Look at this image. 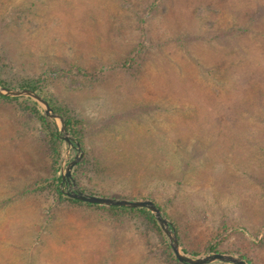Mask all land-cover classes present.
<instances>
[{"label":"rangeland","instance_id":"rangeland-1","mask_svg":"<svg viewBox=\"0 0 264 264\" xmlns=\"http://www.w3.org/2000/svg\"><path fill=\"white\" fill-rule=\"evenodd\" d=\"M0 80L81 121V192L264 264V0H0ZM31 105L0 101V264H170L144 219L57 198Z\"/></svg>","mask_w":264,"mask_h":264},{"label":"water","instance_id":"water-1","mask_svg":"<svg viewBox=\"0 0 264 264\" xmlns=\"http://www.w3.org/2000/svg\"><path fill=\"white\" fill-rule=\"evenodd\" d=\"M0 96L7 98L31 99L35 104H37L41 108V110L44 112V115L56 125L60 133L61 139L65 141L68 147L66 153L67 157L63 161L61 168V187L67 189V191H63L66 196L81 201L83 203H88L92 205H102L106 207H122L127 209H147L158 222L159 226L162 229V232L168 239V243L174 253L175 258L181 264H247L242 259L230 255L212 254L202 258H192L185 255L181 250L177 235L175 231L171 228L169 221L164 217L160 209L150 200L129 201L122 199L97 197L81 192L73 181L72 171L74 167L81 162L83 158V153L79 144L75 142L73 138L69 135L63 117L55 113L46 100H44L40 95L31 90H10L0 86ZM72 149H75L77 151V154L74 159L68 163V161L70 160V154Z\"/></svg>","mask_w":264,"mask_h":264},{"label":"trees","instance_id":"trees-1","mask_svg":"<svg viewBox=\"0 0 264 264\" xmlns=\"http://www.w3.org/2000/svg\"><path fill=\"white\" fill-rule=\"evenodd\" d=\"M0 86L6 87L5 84L1 80H0ZM24 89H29V90H31V91H33L39 95L38 88L35 86H27V87H24ZM0 101H4V102H8V103H18L21 101H24V102L26 101V102L32 104L31 107H25L24 110L30 111L31 113H33L34 115L37 116L42 128L45 131L44 133H46V135L44 137V142H46V145H48L50 150H51L55 166H58L60 164L62 157H63L64 151L67 148V144L65 143V141H63L61 139L60 133H59L56 125L49 118H47L44 115V112L40 109V107L37 104H35L31 99H28V98H7V97L0 96ZM53 110L55 113H57L61 117H63L69 135L73 138V140L75 142H77L79 144V146L83 150H85V148H84V133H83V127H82L81 121H79L78 119H76L74 117L65 115V114L57 111L54 108H53ZM85 162H86V159L83 157L81 162L74 167L72 174H73V172H75L79 168L83 167ZM56 181L58 182V185H56V187H54V192L56 193L57 198L60 199L62 202H68V203L76 205V206H85L88 208H94L97 210L104 211V212L111 214L113 216H119L121 214H133L135 216H138V217L144 219L146 222H148L152 226L154 231L158 234V236L161 240L160 241L161 242V249H162L163 253L167 256L168 262L170 264H181L175 258L174 253H173V251H172V249L168 243V239L164 235V233L162 232V229L159 226L158 222L156 221L154 216L147 209H127V208H122V207H106V206H102V205H92V204H88V203H83L81 201L69 198L68 196H66L63 193L62 187H60V183L62 182V176L61 175L58 177V179ZM46 189H47V187H31L30 188L31 192H40V191H44ZM156 206L163 213L164 217L168 219V216L165 214V212L158 205H156ZM170 225H171V228L175 231V233L177 235V239H178V242H179V245L181 247L182 252L189 257L199 258L201 256V252L196 251V250L195 251H188L187 249H185L183 247L182 238L180 236V233L178 232V229L176 228V226L174 224L170 223ZM220 253L221 252L218 249V244H215V245L210 244L207 248V251H206V254H220ZM216 264H226V263H216Z\"/></svg>","mask_w":264,"mask_h":264}]
</instances>
